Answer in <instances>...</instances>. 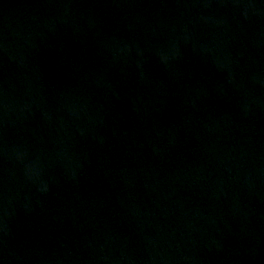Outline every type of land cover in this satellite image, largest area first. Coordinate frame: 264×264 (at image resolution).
I'll return each instance as SVG.
<instances>
[{
    "label": "water",
    "instance_id": "obj_1",
    "mask_svg": "<svg viewBox=\"0 0 264 264\" xmlns=\"http://www.w3.org/2000/svg\"><path fill=\"white\" fill-rule=\"evenodd\" d=\"M0 264H264V0H0Z\"/></svg>",
    "mask_w": 264,
    "mask_h": 264
}]
</instances>
